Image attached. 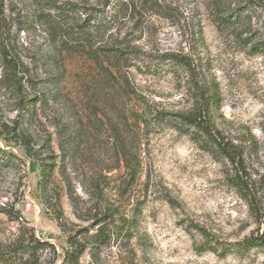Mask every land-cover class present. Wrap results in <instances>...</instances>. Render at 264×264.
<instances>
[{
	"label": "rangeland",
	"instance_id": "rangeland-1",
	"mask_svg": "<svg viewBox=\"0 0 264 264\" xmlns=\"http://www.w3.org/2000/svg\"><path fill=\"white\" fill-rule=\"evenodd\" d=\"M95 1L3 0L0 147L20 162L0 169V248L9 253L0 264H65L71 236L88 245L79 264H264L261 248L226 252L264 230V0H161L165 16L142 10L133 22L121 15L91 40L104 67L117 62L114 53L140 62H122L120 87L87 59L77 16L56 8ZM164 53L184 56L191 73L162 61ZM190 80L214 92V125L243 149L263 205L257 218L231 186L229 165L165 124L149 130L141 123L153 102L164 112L189 111ZM25 141L54 165L47 195ZM119 146L130 164L138 156L134 175L117 162ZM4 203L23 220L7 218ZM106 208L117 228L107 227L110 237L90 251L93 224ZM20 225L48 243L36 258L26 238L23 246L12 241Z\"/></svg>",
	"mask_w": 264,
	"mask_h": 264
},
{
	"label": "trees",
	"instance_id": "trees-1",
	"mask_svg": "<svg viewBox=\"0 0 264 264\" xmlns=\"http://www.w3.org/2000/svg\"><path fill=\"white\" fill-rule=\"evenodd\" d=\"M246 1L256 2L257 0ZM3 7V0H0V13L2 12ZM56 8L57 10L66 11L65 13L71 15V18L75 15L77 16V20L80 21L79 26L82 30L84 29L87 31L85 35V53L87 59H89L101 72L103 71L104 76L107 77L111 83L116 84L113 85L114 87H120L122 85L120 84V78L122 79V62L126 63L136 57L127 56L123 53H114L113 57L117 60V62L110 63L109 66L104 67L103 60L100 57L97 48L91 44V40L94 39L93 33H97V31L105 33L111 31L113 29L114 21H116L121 15L122 17H128L130 21L133 20L134 22L138 19L136 13L142 10H147L153 14L161 16H165V14H167V9L164 7L161 0H96L93 3L85 2L80 5L69 3L65 5L64 8ZM257 50L262 49L257 47ZM142 54H144V52ZM161 60L171 62L172 64L183 65L186 70L191 73L190 65L182 55H178L176 53H164L161 55ZM5 62L10 73L7 77H10L14 67L12 66L11 60L7 59V56H5ZM139 64L140 62L132 64L126 63L124 66H135L138 68ZM124 80L125 86L128 87L129 83L127 79L124 78ZM190 81L187 82L186 88L193 94L192 106L189 111L164 112L162 109L158 108L156 103L153 102L151 105L143 107L142 113L144 118L141 123L149 130H152L161 124H165L169 128H172L181 134L187 135L201 150L209 153L212 158L221 161L224 165H229V170H231L232 173H228L227 178L231 186H233L236 192L245 201L252 215L257 218L258 214H260L263 209V205L258 195L256 182L246 171L243 149L241 146L232 143V141H230L224 133H222V131L214 125L211 117V108L215 103L214 92L210 89H205L206 85H203L200 81ZM24 146L26 154L32 157L39 166V192L47 195L50 189L54 165L50 162V157L48 155L36 154V151L38 150L33 151L30 147L29 141H25ZM119 147L120 150H118L116 154L117 162L119 164L122 163L120 165L123 166L126 171L134 175L137 168L140 166L138 156L134 153L132 160L133 164H130L128 151H126L123 146ZM18 162H20V159L14 153L0 147V169L12 168L16 166ZM53 199L55 201V205L58 206V197ZM2 213L10 220H23L22 215L17 209H15V205L12 203H4ZM60 214L61 213L58 215V219H60ZM259 217L261 216L259 215ZM113 218V209L106 208L100 217L96 219L93 226H96L97 228L89 245L90 251H97L99 244L105 242L107 239L106 236L110 237L112 231L111 233H107L105 230L107 227H111L113 229L117 228L114 223H111V220H114ZM127 221V219L121 217L119 222L125 223ZM195 228L201 232L199 227ZM26 232H29L27 233V236L25 235ZM25 238L34 244L29 251L32 259L33 257L36 258L34 255L36 254L37 247L48 245L45 241H41L36 238L31 228L26 227L25 225H20L19 233L14 236L12 241L20 246H23L22 244L26 240ZM67 243L69 247L64 251L62 262L65 264H79V258L88 248V245L84 242L78 241L77 238L73 236L67 238ZM252 248H261L264 250V230H256L250 235L244 237L242 240L230 243L226 252L243 255ZM5 249L6 248H0V257L4 254H9ZM19 249L20 247H16L14 252L17 253ZM211 250L217 252L216 248H212ZM24 253L25 252L21 253L19 258H22V254ZM29 260L31 259L29 258Z\"/></svg>",
	"mask_w": 264,
	"mask_h": 264
}]
</instances>
